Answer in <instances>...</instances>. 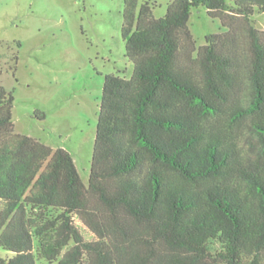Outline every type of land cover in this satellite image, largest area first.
Wrapping results in <instances>:
<instances>
[{"label":"trees","instance_id":"trees-1","mask_svg":"<svg viewBox=\"0 0 264 264\" xmlns=\"http://www.w3.org/2000/svg\"><path fill=\"white\" fill-rule=\"evenodd\" d=\"M155 6L123 0L132 69L103 76L87 184L0 83V264H264V0ZM198 8L225 31L196 47Z\"/></svg>","mask_w":264,"mask_h":264},{"label":"rangeland","instance_id":"rangeland-1","mask_svg":"<svg viewBox=\"0 0 264 264\" xmlns=\"http://www.w3.org/2000/svg\"><path fill=\"white\" fill-rule=\"evenodd\" d=\"M170 1L153 0V16L163 17ZM122 12L123 0H0V83L13 94L14 131L69 151L85 184L103 76L131 74ZM252 19L264 31V14ZM188 29L196 47L225 31L204 8L191 11Z\"/></svg>","mask_w":264,"mask_h":264}]
</instances>
